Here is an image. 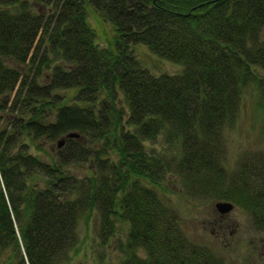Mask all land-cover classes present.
<instances>
[{
  "label": "trees",
  "instance_id": "obj_1",
  "mask_svg": "<svg viewBox=\"0 0 264 264\" xmlns=\"http://www.w3.org/2000/svg\"><path fill=\"white\" fill-rule=\"evenodd\" d=\"M246 118L264 137V0H0V264H72L90 218L119 264L222 263L169 197L264 229V146L225 156Z\"/></svg>",
  "mask_w": 264,
  "mask_h": 264
},
{
  "label": "rangeland",
  "instance_id": "obj_2",
  "mask_svg": "<svg viewBox=\"0 0 264 264\" xmlns=\"http://www.w3.org/2000/svg\"><path fill=\"white\" fill-rule=\"evenodd\" d=\"M88 20L97 31L100 43L104 41V30L90 16ZM133 51L134 58L138 60L143 68L147 69L152 75L159 72L171 73L177 72L179 65H174L169 60L162 59V57L154 56L148 49L141 45V43L129 44ZM244 114L247 115V112ZM248 118L242 119L239 125L241 130L237 128L233 131L225 130L226 137L225 156L228 163L234 161L237 150L244 147L249 149L255 146H264V137L258 140L256 127L252 128L249 124ZM239 126V127H240ZM238 127V128H239ZM143 148L147 150H160L161 145L158 139L142 142ZM168 190L176 191L166 184ZM172 207L180 212V220L182 227L185 230V236L194 241H200V236L209 240L210 247L213 251L218 252V257L222 260L220 264H264V229H258L251 225V217L248 212L236 207L232 203V209L226 213H220L215 210L213 212L212 203L215 200L195 202L190 199L179 197L177 195H170ZM189 200V201H188ZM222 215V220H217L213 223V218L216 214ZM218 222L226 224L225 231L216 227ZM92 218L87 219L86 223L79 231L82 236L80 248L72 256V264H119L121 253L118 251L116 245L117 238H123L119 228H115L114 235L108 238L104 244L100 245L97 242V237L93 234Z\"/></svg>",
  "mask_w": 264,
  "mask_h": 264
},
{
  "label": "water",
  "instance_id": "obj_3",
  "mask_svg": "<svg viewBox=\"0 0 264 264\" xmlns=\"http://www.w3.org/2000/svg\"><path fill=\"white\" fill-rule=\"evenodd\" d=\"M67 136H74V137H78V135L76 133H73V131H69L67 133ZM62 139L59 138L58 140H56L55 144L57 147L60 146V143H61ZM212 208H214V210H217L221 213H226L227 211H229L230 209H232V205L230 203L229 200H226V201H221L220 199L219 200H216L214 203H212Z\"/></svg>",
  "mask_w": 264,
  "mask_h": 264
},
{
  "label": "flooded vegetation",
  "instance_id": "obj_4",
  "mask_svg": "<svg viewBox=\"0 0 264 264\" xmlns=\"http://www.w3.org/2000/svg\"><path fill=\"white\" fill-rule=\"evenodd\" d=\"M213 212H215V210L213 209ZM217 220H222V215L216 214V218H213V223L216 222ZM226 224L224 222H218L216 224V227L219 228L220 230L224 231Z\"/></svg>",
  "mask_w": 264,
  "mask_h": 264
}]
</instances>
